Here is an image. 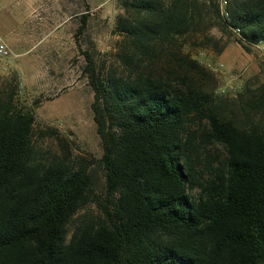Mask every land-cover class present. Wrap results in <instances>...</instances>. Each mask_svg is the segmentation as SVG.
I'll use <instances>...</instances> for the list:
<instances>
[{
  "label": "trees",
  "instance_id": "16d2710c",
  "mask_svg": "<svg viewBox=\"0 0 264 264\" xmlns=\"http://www.w3.org/2000/svg\"><path fill=\"white\" fill-rule=\"evenodd\" d=\"M124 72L86 53L104 188L98 221L68 225L89 202L91 170L41 163L33 114L0 106V264H264V62L235 96L185 50L208 19L257 59L264 0H121ZM80 18L76 34L84 28Z\"/></svg>",
  "mask_w": 264,
  "mask_h": 264
},
{
  "label": "rangeland",
  "instance_id": "374dc122",
  "mask_svg": "<svg viewBox=\"0 0 264 264\" xmlns=\"http://www.w3.org/2000/svg\"><path fill=\"white\" fill-rule=\"evenodd\" d=\"M232 2L227 0V7ZM83 16L84 28L76 34ZM119 17L133 19L121 0H0V38L11 45L7 68L0 70V106L9 102L33 114L30 140L37 161L84 163L91 170L89 202L70 221L67 241L77 225L98 221L102 207L114 202L115 196L106 194L98 163L102 145L91 110L94 95L85 55L104 77L110 71L124 72ZM216 22L214 16L203 21L196 45L188 43L185 50L205 67L222 64L209 88L219 94L232 86L234 92L226 95L233 97L244 87L261 83L258 60L264 62V52L252 48L254 59L237 44L233 30L229 35Z\"/></svg>",
  "mask_w": 264,
  "mask_h": 264
},
{
  "label": "built area",
  "instance_id": "2783aa9c",
  "mask_svg": "<svg viewBox=\"0 0 264 264\" xmlns=\"http://www.w3.org/2000/svg\"><path fill=\"white\" fill-rule=\"evenodd\" d=\"M215 1L218 4L219 14H220L221 18L224 21H228L230 14H229L228 7H227V0H215ZM233 31L235 32V34L239 33L238 29H233ZM258 47H260L264 52V41ZM9 57H10V50H9L7 44L0 39V70H6L7 63L9 61ZM207 68L213 74H216L222 70L223 65L222 64L213 65V66L207 65ZM218 92L220 95H226V94L234 92V89L231 86V87H228L227 89L222 88Z\"/></svg>",
  "mask_w": 264,
  "mask_h": 264
},
{
  "label": "crops",
  "instance_id": "0c3cea01",
  "mask_svg": "<svg viewBox=\"0 0 264 264\" xmlns=\"http://www.w3.org/2000/svg\"><path fill=\"white\" fill-rule=\"evenodd\" d=\"M2 41H4L2 38H0ZM5 42V41H4ZM6 44H7V46H11V45H9L7 42H5Z\"/></svg>",
  "mask_w": 264,
  "mask_h": 264
}]
</instances>
